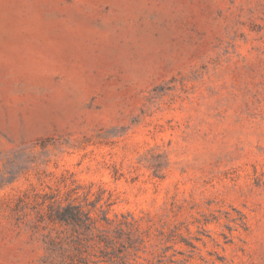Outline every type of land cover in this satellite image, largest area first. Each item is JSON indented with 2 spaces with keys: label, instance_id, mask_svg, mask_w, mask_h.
<instances>
[{
  "label": "rangeland",
  "instance_id": "1",
  "mask_svg": "<svg viewBox=\"0 0 264 264\" xmlns=\"http://www.w3.org/2000/svg\"><path fill=\"white\" fill-rule=\"evenodd\" d=\"M0 264H264V0H0Z\"/></svg>",
  "mask_w": 264,
  "mask_h": 264
}]
</instances>
